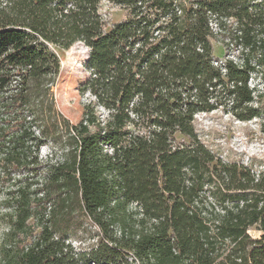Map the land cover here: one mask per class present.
<instances>
[{"label":"trees","instance_id":"obj_1","mask_svg":"<svg viewBox=\"0 0 264 264\" xmlns=\"http://www.w3.org/2000/svg\"><path fill=\"white\" fill-rule=\"evenodd\" d=\"M102 1L128 11L107 31ZM78 42L90 99L73 124L53 47ZM262 68L264 0H0V264H264V171L194 127L217 109L258 116ZM74 197L89 245L68 239Z\"/></svg>","mask_w":264,"mask_h":264},{"label":"rangeland","instance_id":"obj_2","mask_svg":"<svg viewBox=\"0 0 264 264\" xmlns=\"http://www.w3.org/2000/svg\"><path fill=\"white\" fill-rule=\"evenodd\" d=\"M105 31L117 22L124 20L128 11L118 4L102 1L100 3ZM214 55L222 58V45L211 40ZM59 58L60 68L55 83L52 86L53 99L56 110L70 123L76 124L82 116L83 106L90 96L80 91L81 84L88 78L86 61L89 49L83 43H75L63 50L53 47ZM249 87L254 90L253 105L258 107V116L250 120H239L231 113L222 109L211 112L198 113L194 117V127L201 141L224 160L238 161L246 164L255 171H264V68L260 73H252ZM50 145L40 150V157L46 159ZM0 206V240L6 229ZM68 239L75 247L89 245L95 242L97 229L87 219L76 197L73 198L71 217L68 220ZM253 237L260 233L250 229Z\"/></svg>","mask_w":264,"mask_h":264}]
</instances>
